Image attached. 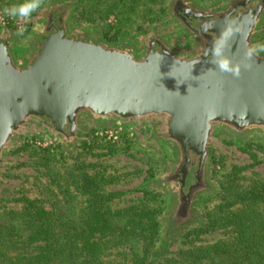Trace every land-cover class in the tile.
I'll list each match as a JSON object with an SVG mask.
<instances>
[{"label": "water", "instance_id": "water-1", "mask_svg": "<svg viewBox=\"0 0 264 264\" xmlns=\"http://www.w3.org/2000/svg\"><path fill=\"white\" fill-rule=\"evenodd\" d=\"M171 11L202 42L195 55H180L156 37L136 58L126 48L74 38L56 22L51 33L46 24L35 58L21 69L10 60L8 43L0 42V161L30 118H40L66 141L85 117L164 115L160 137L179 150L164 180L176 197L167 231L187 224L195 198L206 189L210 139L220 129L236 137L264 133V54L253 47L264 0H232L219 11L181 0ZM189 171L195 183L185 191Z\"/></svg>", "mask_w": 264, "mask_h": 264}, {"label": "rangeland", "instance_id": "rangeland-1", "mask_svg": "<svg viewBox=\"0 0 264 264\" xmlns=\"http://www.w3.org/2000/svg\"><path fill=\"white\" fill-rule=\"evenodd\" d=\"M172 1L145 0V16L129 14L130 19L126 24L118 27L115 23L117 0H107L105 10L97 15L94 23L78 17V5L72 0H41L39 7L27 18L13 17L5 10L29 0H0V40L12 41V52L17 61L33 54L39 37L45 36L46 17L53 9L57 17L64 12L63 26L74 38L92 39L105 46L126 48L137 56L145 52L150 40L157 37L180 55L193 56L199 50L198 41L172 13ZM186 1L199 9L219 11L225 9L232 0ZM253 47L264 54V13L254 34ZM164 119V115L125 120L115 115L104 119L85 117L75 136L65 141L40 118H30L17 130L0 161V210L18 208L23 197H41L33 184L37 181L47 183L49 178L45 176L43 167L36 165V155H64L68 159L57 165L62 171L77 161H84L93 165L91 174L102 175L105 172L107 177L117 179L109 182L106 191L124 194L113 200L105 199L104 204L116 210L146 202L152 207L163 209L159 216L162 232L160 240L155 242V251L162 256L177 252L186 247L183 234L206 222L205 213L217 204L216 194L224 175L234 172L236 176H242L240 181L245 185L242 187L251 186L250 179L255 177L254 174L264 178V133L251 131L243 137H236L223 129L217 131L209 141L206 189L195 198L190 221L178 230L167 231L168 218L175 207L176 197L174 186L164 183V180L172 172L177 153L172 144L160 137L164 130ZM104 131L113 132L117 138L113 140L100 136ZM146 191L149 195L151 192L153 195L158 193V201H153L151 196L146 199ZM260 210L264 214V204L260 205ZM98 225L102 227L100 220ZM100 232L94 236L97 243L108 239V232ZM223 236L222 229L209 231L195 244L213 243ZM107 253H111V250Z\"/></svg>", "mask_w": 264, "mask_h": 264}, {"label": "trees", "instance_id": "trees-1", "mask_svg": "<svg viewBox=\"0 0 264 264\" xmlns=\"http://www.w3.org/2000/svg\"><path fill=\"white\" fill-rule=\"evenodd\" d=\"M72 1L78 5V17L94 23L107 0ZM117 3L118 27L126 24L129 14H146L145 0ZM36 157L49 180L33 184L40 198L23 197L18 208L0 210V264H264V178L256 174L247 187H242V176L224 175L218 202L204 215L206 222L183 234L186 247L162 256L155 242L162 232L163 209L144 202L115 210L104 204L124 194L106 191L115 177L91 174L93 165L84 161L62 171L57 165L68 159L64 155ZM144 194L158 201V193ZM217 229L224 232L222 238L195 244ZM99 232H108V239L97 243L94 236Z\"/></svg>", "mask_w": 264, "mask_h": 264}, {"label": "flooded vegetation", "instance_id": "flooded-vegetation-1", "mask_svg": "<svg viewBox=\"0 0 264 264\" xmlns=\"http://www.w3.org/2000/svg\"><path fill=\"white\" fill-rule=\"evenodd\" d=\"M173 4L171 5V9L174 5L175 9H177L179 7V5L181 4V0H173L172 1ZM55 11L53 9H51V11L48 12V15H47V28H46V32L47 33H51V32H55L56 30H58L59 26L56 27L54 23L57 22L56 25L60 24L61 27H64L63 26V15H64V12L61 13V16H55ZM176 17V16H175ZM187 21L191 22L192 23V26H193V23H194V26L196 27L198 25V21H194L193 19L192 20H189L187 19ZM45 37V36H44ZM42 36L39 37V43L37 44L36 46V49H35V52L33 54H29L27 55L24 59H22L21 61H17L14 56H13V52H12V41L10 39H1L0 42H7L8 45H7V48L10 50V60L13 62V64L15 66H19L21 69H25L32 61L33 59L35 58L37 52H38V49H39V45H40V42L43 40ZM198 41V40H197ZM199 44V48L202 47V42H198ZM35 47V45L33 46ZM144 53H146V49H145V52L143 53H140L139 55L136 56V58H140L144 55ZM12 139V138H11ZM175 149L177 152H179L178 150V147L175 145ZM3 155V154H2ZM184 180H185V184H184V187H183V190H188L189 187L195 183V179H194V174H193V171H189V172H185L184 174Z\"/></svg>", "mask_w": 264, "mask_h": 264}, {"label": "clouds", "instance_id": "clouds-1", "mask_svg": "<svg viewBox=\"0 0 264 264\" xmlns=\"http://www.w3.org/2000/svg\"><path fill=\"white\" fill-rule=\"evenodd\" d=\"M39 7V0H29V2L20 4L19 6H14L10 10L6 9V13L16 17L27 18L33 11ZM21 32L23 29L20 30Z\"/></svg>", "mask_w": 264, "mask_h": 264}, {"label": "built area", "instance_id": "built-area-1", "mask_svg": "<svg viewBox=\"0 0 264 264\" xmlns=\"http://www.w3.org/2000/svg\"><path fill=\"white\" fill-rule=\"evenodd\" d=\"M100 136H104V138L106 137L107 139H113L115 140L117 137H116V134H113V132L111 131H104L103 133H100Z\"/></svg>", "mask_w": 264, "mask_h": 264}]
</instances>
